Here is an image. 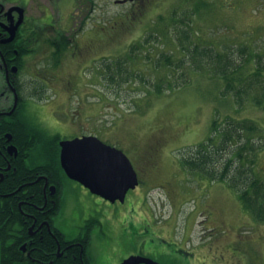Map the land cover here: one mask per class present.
Wrapping results in <instances>:
<instances>
[{
  "label": "rangeland",
  "instance_id": "obj_1",
  "mask_svg": "<svg viewBox=\"0 0 264 264\" xmlns=\"http://www.w3.org/2000/svg\"><path fill=\"white\" fill-rule=\"evenodd\" d=\"M39 1L48 7L58 33H80L81 42L95 36L102 41L79 93L68 102V137L93 134L119 147L142 179L125 202L116 203L65 179L59 222L63 233L73 237L96 208L102 224L88 222L93 264H122L135 253L162 264H264V222L244 209L226 183L193 174L181 164L191 145L209 137L215 118L224 121L231 115L257 121L260 129L246 138L263 146L254 169L264 171V101L258 104L252 96H263V90L240 99L235 91L247 84L239 80L224 95V82L210 69L214 65L201 62L205 69H198L182 48L188 45L184 35L189 33L190 41L201 49L233 55L242 64L244 79L253 81L249 72L261 66L264 73V0ZM133 45L136 50L128 59ZM172 51L176 64L182 59L181 66L155 70L156 58ZM117 62L125 63L130 74L120 72L112 80ZM75 68L76 63L70 71ZM159 77L181 86L147 94ZM184 80L189 82L183 85ZM58 93L51 111L67 104V93ZM150 144L156 149L151 156L146 152Z\"/></svg>",
  "mask_w": 264,
  "mask_h": 264
},
{
  "label": "flooded vegetation",
  "instance_id": "obj_2",
  "mask_svg": "<svg viewBox=\"0 0 264 264\" xmlns=\"http://www.w3.org/2000/svg\"><path fill=\"white\" fill-rule=\"evenodd\" d=\"M34 1L0 0V262L93 264L88 222L102 224L97 209L73 237L59 227L65 179L76 181L62 168L60 142L83 136L68 137L67 105L79 93L102 41L95 36L81 42L80 33L60 35L48 7L38 0L34 11ZM58 90L67 93V104L51 111ZM153 151L150 144L146 152ZM84 226L87 231L80 229Z\"/></svg>",
  "mask_w": 264,
  "mask_h": 264
},
{
  "label": "trees",
  "instance_id": "obj_3",
  "mask_svg": "<svg viewBox=\"0 0 264 264\" xmlns=\"http://www.w3.org/2000/svg\"><path fill=\"white\" fill-rule=\"evenodd\" d=\"M201 7V1L196 4V8L193 14L198 12ZM177 9L173 10L171 19L177 22L176 13ZM164 21V17L161 18ZM176 20V21H175ZM183 31H181L182 33ZM63 35L62 32H59ZM182 40V34L179 37ZM184 39L188 41V45H183L185 58L192 59L198 66V69H205V66L200 67V63H207L206 66L214 65L213 76H219L220 81L224 82L223 92L224 95L233 91L235 84L241 80L246 82V87H239L237 96L240 99L244 97L250 98L254 90H263L264 94V83L261 81V76L264 73L261 70V66L258 70L249 72L250 79L253 81H247L244 79L243 72H240L242 64H237L231 54L213 53L212 50L201 49V46L197 42L190 41L189 33L184 35ZM136 48L134 45L131 47L128 59L132 56L131 52H134ZM245 49H241L243 52ZM175 52L172 54H162V58H156L154 62V69L160 70L162 67L172 68L175 65L179 68L182 64V59L176 64L173 60ZM203 57V58H201ZM122 61V60H121ZM123 62V61H122ZM122 62L115 64V71L110 76L112 80H115L116 74L120 72H127L130 74L129 69L124 68ZM108 69H111V63L107 65ZM143 69L140 68V71ZM170 73L166 74L169 78ZM158 78V82H154V90L149 89L148 93L170 92L175 90L176 87L181 84H174L171 79ZM216 79V78H215ZM264 79V78H263ZM245 80V81H243ZM189 81L184 80L183 85ZM261 82V85L259 84ZM166 89V90H165ZM259 95V94H258ZM253 98L257 99L258 104H262L264 101V95L260 93V96L252 95ZM260 129L258 123L254 119L244 118L239 119L231 115H228L224 121L217 118L214 119L212 124V132L207 139L203 142L193 144L189 147L185 156L181 159L182 166L189 170L193 174L200 176H206L211 181H219L226 183L232 188L242 206L245 210L249 211L254 219L258 222H264V171L255 170L254 167L257 165V153L262 149L263 146L257 144V142L246 136H251L258 132ZM245 132H248L246 134ZM260 132V131H259ZM236 167L234 166L235 163ZM59 170L65 176V173L59 166ZM0 264H14L7 261L0 262Z\"/></svg>",
  "mask_w": 264,
  "mask_h": 264
},
{
  "label": "water",
  "instance_id": "obj_4",
  "mask_svg": "<svg viewBox=\"0 0 264 264\" xmlns=\"http://www.w3.org/2000/svg\"><path fill=\"white\" fill-rule=\"evenodd\" d=\"M60 145V161L66 175L94 194L111 202H125L128 192L140 184L139 174L129 156L96 135L62 140ZM141 263L161 264L141 255H131L122 264Z\"/></svg>",
  "mask_w": 264,
  "mask_h": 264
}]
</instances>
